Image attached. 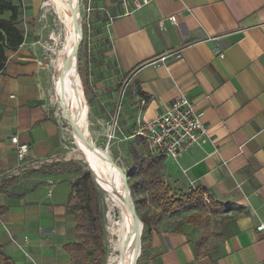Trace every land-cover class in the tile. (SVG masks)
<instances>
[{
    "label": "crops",
    "instance_id": "obj_1",
    "mask_svg": "<svg viewBox=\"0 0 264 264\" xmlns=\"http://www.w3.org/2000/svg\"><path fill=\"white\" fill-rule=\"evenodd\" d=\"M134 1L110 0L107 8L118 67L139 105L128 138L137 120H154L184 94L209 141L165 159L162 175L210 203L179 224L163 214L147 219L136 264H264V232L256 230L264 221V0H147L141 8ZM23 35L0 71V245L15 264L24 262L23 238L48 246L65 234L78 177L16 172L12 137L28 146L29 161L50 163L61 152L42 55Z\"/></svg>",
    "mask_w": 264,
    "mask_h": 264
},
{
    "label": "rangeland",
    "instance_id": "obj_2",
    "mask_svg": "<svg viewBox=\"0 0 264 264\" xmlns=\"http://www.w3.org/2000/svg\"><path fill=\"white\" fill-rule=\"evenodd\" d=\"M19 7L18 29L26 34L37 45L42 55V63L46 73L44 96L45 103L52 110L59 121L61 136V152L58 159L42 164L39 169H31L40 174L69 171L79 175L89 172V167L83 161L79 144L74 134L73 126L62 115L59 93L64 90L62 81L56 77L51 61L55 59V52L63 42L61 24L53 10L44 7L45 0H7ZM110 0H76L81 16V42L77 52V73L80 78L86 112V130L93 146L102 154H107L114 166L119 169L125 179L130 193L137 220L166 217L169 223L179 224L188 221L192 211L205 209L210 205L202 194L199 202L181 206L172 213H164L166 204L178 200L181 195H188L189 190L173 186L162 175L166 160L151 156L145 143L138 138H128L139 110L127 77L120 73L118 59L109 36V18L107 10ZM8 14L5 15L7 17ZM53 34L58 42L53 40ZM58 48V49H56ZM54 51V52H53ZM55 77L56 83L53 78ZM100 81L107 83V87L97 86ZM88 107V110H87ZM88 111V115H87ZM90 173V172H89ZM96 180V179H95ZM96 204L101 225L102 248L96 249L89 240L91 228L82 227L85 219L81 211V197L73 192L66 212V222L63 223L65 234L56 239L54 244L42 245L35 238L22 239L24 262L22 264H50L45 257H60L66 260L62 264H74L72 256L60 247L66 243H83L84 264H118L124 253L115 248L118 229L117 221L119 208L105 185L97 181ZM191 190V189H190ZM193 191V190H192ZM110 206L113 209L110 210ZM143 224V223H142ZM78 225V228H76ZM145 230L141 226L140 237ZM42 235H53L39 233ZM51 239V238H47ZM64 244V245H66ZM139 255V254H138ZM70 263H68V258ZM137 263V262H136ZM135 263V264H136Z\"/></svg>",
    "mask_w": 264,
    "mask_h": 264
},
{
    "label": "bare ground",
    "instance_id": "obj_3",
    "mask_svg": "<svg viewBox=\"0 0 264 264\" xmlns=\"http://www.w3.org/2000/svg\"><path fill=\"white\" fill-rule=\"evenodd\" d=\"M44 7L53 10L61 24L63 33V42L60 49L54 53L55 59L51 61L56 77L62 81L65 87L62 93H59L62 115L73 126L79 144V152H81L83 161L88 165L94 180L105 185L112 198L117 202L120 214L117 216L118 229L115 231L117 238L115 248L124 253V257L119 259L118 264H135L139 256L140 228L143 225L142 223L140 225L137 220L122 172L114 166L107 154L100 153L93 146L86 130V102L80 91L77 65L75 68L77 49L82 39L79 6L76 0H45ZM53 40L55 43L59 41L55 34H53ZM53 81L56 83L55 77ZM96 180L95 184L98 186ZM111 209L113 207L110 206ZM113 260L110 258L109 263L112 264Z\"/></svg>",
    "mask_w": 264,
    "mask_h": 264
},
{
    "label": "built area",
    "instance_id": "obj_4",
    "mask_svg": "<svg viewBox=\"0 0 264 264\" xmlns=\"http://www.w3.org/2000/svg\"><path fill=\"white\" fill-rule=\"evenodd\" d=\"M147 0H135V8H141ZM172 21L173 18L169 17ZM160 60H163L161 58ZM144 105V101H141ZM129 138L141 139L151 156L172 162L180 160L192 147L201 146L209 141V134L201 120V113L184 94H180L167 108L166 112L149 122L136 121V128ZM15 146L17 157L16 172L22 173L39 169L48 161L27 160L28 146L21 145L17 137L10 139ZM258 232H264V221L256 226Z\"/></svg>",
    "mask_w": 264,
    "mask_h": 264
},
{
    "label": "trees",
    "instance_id": "obj_5",
    "mask_svg": "<svg viewBox=\"0 0 264 264\" xmlns=\"http://www.w3.org/2000/svg\"><path fill=\"white\" fill-rule=\"evenodd\" d=\"M19 7L8 2L0 0V71L4 68L7 60L5 52L7 50H15L24 42L23 32L18 29ZM8 14L7 17L5 15ZM77 193L81 197V211L85 219L82 224L91 228L89 240L93 242L96 249L102 248V234L100 219L96 204V184L94 183L89 172H83L78 175L72 184V194ZM202 191L199 189L191 191L188 195H181L178 200H173L170 204H166L164 213H172L181 206L199 202L202 199ZM141 223L146 226V221L141 219ZM190 221V219L188 220ZM78 228V225H76ZM83 243H69L63 246V250L72 256L74 264H84ZM0 264H15L14 260L5 254L3 247L0 245Z\"/></svg>",
    "mask_w": 264,
    "mask_h": 264
},
{
    "label": "water",
    "instance_id": "obj_6",
    "mask_svg": "<svg viewBox=\"0 0 264 264\" xmlns=\"http://www.w3.org/2000/svg\"><path fill=\"white\" fill-rule=\"evenodd\" d=\"M78 50V49H77ZM76 71H77V68H76ZM77 75H78V73H77ZM78 78H79V76H78ZM79 82H80V91L82 92V94H83V96H84V92H83V88H82V84H81V81H80V78H79V80H78ZM90 172V171H89ZM120 174H121V172H120ZM90 175H91V177H92V179H93V181H94V183H95V180H94V178H93V175H92V173L90 172ZM122 175V174H121ZM143 225V224H142Z\"/></svg>",
    "mask_w": 264,
    "mask_h": 264
}]
</instances>
